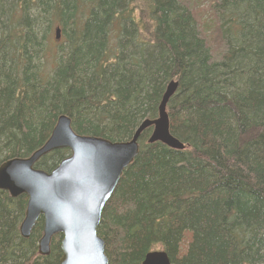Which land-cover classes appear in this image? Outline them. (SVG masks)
<instances>
[{
  "label": "trees",
  "instance_id": "16d2710c",
  "mask_svg": "<svg viewBox=\"0 0 264 264\" xmlns=\"http://www.w3.org/2000/svg\"><path fill=\"white\" fill-rule=\"evenodd\" d=\"M212 9L219 60L182 0H0V166L40 150L62 116L79 136L130 141L179 83L168 113L186 149L142 134L98 228L109 264L155 251L171 264H264V0ZM27 205L0 190V264H60L61 235L38 253L43 219L21 236Z\"/></svg>",
  "mask_w": 264,
  "mask_h": 264
},
{
  "label": "water",
  "instance_id": "95a60500",
  "mask_svg": "<svg viewBox=\"0 0 264 264\" xmlns=\"http://www.w3.org/2000/svg\"><path fill=\"white\" fill-rule=\"evenodd\" d=\"M57 30V40H59ZM179 83L171 82L159 106L158 119L144 121L127 142L113 143L100 138L78 136L71 120L60 117L46 144L28 159H14L0 167V190L12 198L28 197L21 236L28 240L38 221L44 219L39 255L51 254L52 240L62 235L60 264H109L105 242L98 236L104 209L125 170L140 152L142 134L153 128L149 144L161 143L184 151L186 146L170 131L168 106ZM69 149L71 157L54 171L35 169L43 157ZM143 264H171L164 251L149 253Z\"/></svg>",
  "mask_w": 264,
  "mask_h": 264
},
{
  "label": "rangeland",
  "instance_id": "374dc122",
  "mask_svg": "<svg viewBox=\"0 0 264 264\" xmlns=\"http://www.w3.org/2000/svg\"><path fill=\"white\" fill-rule=\"evenodd\" d=\"M182 1L194 14L201 34L208 42L214 60H219L226 51V45L221 38L219 24L212 12L215 0Z\"/></svg>",
  "mask_w": 264,
  "mask_h": 264
},
{
  "label": "bare ground",
  "instance_id": "6f19581e",
  "mask_svg": "<svg viewBox=\"0 0 264 264\" xmlns=\"http://www.w3.org/2000/svg\"><path fill=\"white\" fill-rule=\"evenodd\" d=\"M62 117H64V116H62Z\"/></svg>",
  "mask_w": 264,
  "mask_h": 264
}]
</instances>
